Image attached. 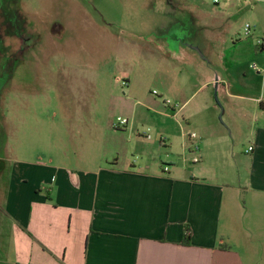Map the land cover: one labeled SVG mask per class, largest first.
<instances>
[{
  "label": "rangeland",
  "instance_id": "374dc122",
  "mask_svg": "<svg viewBox=\"0 0 264 264\" xmlns=\"http://www.w3.org/2000/svg\"><path fill=\"white\" fill-rule=\"evenodd\" d=\"M16 2L14 9L33 22L39 40L30 41L31 48L22 51L10 72L9 59L0 57V172H10L17 160L29 165L42 161L54 171L96 169L106 164L105 157L111 163L116 150L121 160L122 141L113 133L119 118L129 124L117 134H129L134 144L139 129L150 136L149 144H158L170 136L158 130L162 117L157 111L179 110L206 79L216 76L264 101V73L249 68L253 62L264 66V52L254 48L255 36L264 38V0ZM247 25L255 28L251 36H246ZM188 105L198 116L191 121L196 133L197 126L208 128L206 123L214 120L231 137L223 115L220 119L224 109L214 86L200 89ZM243 105L248 113L260 110V104ZM142 114L149 127L142 128ZM239 122L242 132L248 131L247 119ZM171 130L179 134L173 121ZM190 135L198 138L195 132ZM238 146L245 152L248 135ZM138 147L128 160L141 161L147 143ZM152 157L160 163L177 160L164 150ZM255 259L264 264L262 252Z\"/></svg>",
  "mask_w": 264,
  "mask_h": 264
},
{
  "label": "crops",
  "instance_id": "0c3cea01",
  "mask_svg": "<svg viewBox=\"0 0 264 264\" xmlns=\"http://www.w3.org/2000/svg\"><path fill=\"white\" fill-rule=\"evenodd\" d=\"M254 58L261 59L256 52ZM249 68L264 73L255 62ZM212 86L231 137L214 120L208 128L198 124L200 133L191 122L196 114L189 101ZM261 96L216 76L179 110L156 108L162 117L156 126L170 136L158 144H149L150 136L139 129L136 136L144 142L117 134L129 121L113 128L122 141L121 160L116 149L111 163L105 157L96 169L54 171L42 161L17 160L10 172H0V264H260L255 258L264 254V114L257 108L248 113L243 103L260 104ZM239 115L249 132L240 129ZM141 120L142 128L151 125L146 115ZM245 135L249 146L242 152L238 144ZM143 143L141 161L128 160ZM163 150L177 160L152 157Z\"/></svg>",
  "mask_w": 264,
  "mask_h": 264
},
{
  "label": "trees",
  "instance_id": "16d2710c",
  "mask_svg": "<svg viewBox=\"0 0 264 264\" xmlns=\"http://www.w3.org/2000/svg\"><path fill=\"white\" fill-rule=\"evenodd\" d=\"M13 1L7 0L0 3V57L6 55L9 59L6 65L9 72L22 51L31 48L30 41L39 40L35 25L24 18L20 9H14L19 3L16 0V3ZM258 48L264 52V44ZM260 110L264 111V101L260 103ZM184 244L189 245V242L185 241ZM221 247L224 248V246Z\"/></svg>",
  "mask_w": 264,
  "mask_h": 264
},
{
  "label": "built area",
  "instance_id": "2783aa9c",
  "mask_svg": "<svg viewBox=\"0 0 264 264\" xmlns=\"http://www.w3.org/2000/svg\"><path fill=\"white\" fill-rule=\"evenodd\" d=\"M215 2H217V0H215ZM254 31H255V28L254 27H252L251 25H247L246 27H245V32H246V36H251L253 33H254ZM264 44V38L263 39H259L258 41H257V45L258 46H261V45H263ZM252 68L254 69V70H256V71H258V69H257V66L256 65H253L252 66ZM168 105H170V102H166ZM175 108V107H174ZM119 120V126L117 127V128H119L120 126H124V125H126L127 123H128V120H126V119H121V118H119L118 119ZM150 138V137H149ZM250 150H252L251 148H250Z\"/></svg>",
  "mask_w": 264,
  "mask_h": 264
},
{
  "label": "water",
  "instance_id": "95a60500",
  "mask_svg": "<svg viewBox=\"0 0 264 264\" xmlns=\"http://www.w3.org/2000/svg\"><path fill=\"white\" fill-rule=\"evenodd\" d=\"M222 114H223V110H222ZM222 114H221V116H220V119L222 120Z\"/></svg>",
  "mask_w": 264,
  "mask_h": 264
}]
</instances>
